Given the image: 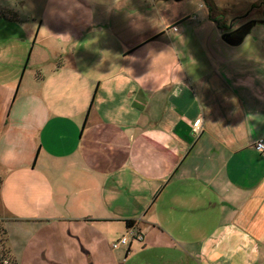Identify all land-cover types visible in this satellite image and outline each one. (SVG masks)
I'll list each match as a JSON object with an SVG mask.
<instances>
[{
  "label": "crops",
  "instance_id": "crops-1",
  "mask_svg": "<svg viewBox=\"0 0 264 264\" xmlns=\"http://www.w3.org/2000/svg\"><path fill=\"white\" fill-rule=\"evenodd\" d=\"M211 1L224 21L254 19L246 35L264 25V0ZM1 8L0 224L15 264H264V63L229 62L204 0ZM129 221L143 242L112 249Z\"/></svg>",
  "mask_w": 264,
  "mask_h": 264
},
{
  "label": "rangeland",
  "instance_id": "rangeland-1",
  "mask_svg": "<svg viewBox=\"0 0 264 264\" xmlns=\"http://www.w3.org/2000/svg\"><path fill=\"white\" fill-rule=\"evenodd\" d=\"M218 2H233V7L236 9L234 12L238 11L237 7L244 5V3H234L236 2H244L247 0H217ZM7 7L9 9V0H0V9L1 7ZM3 10V9H2ZM4 14L5 18L9 20V11H0V16ZM230 18H232L231 13ZM2 16V17H4ZM239 16H242L239 14ZM245 16V14L243 15ZM246 18L242 19H227L224 22L226 25L232 24L236 26L240 24L242 21H245ZM6 22V21H5ZM9 21H7L4 25L0 26V31L7 29L9 30ZM252 32L246 35V38L238 45L231 46L226 43V47L228 49V53L226 54V58H229V62L231 63H264V25H257L254 27ZM8 33V32H5ZM3 39L9 40V35L3 36ZM224 42L223 39H221ZM9 42V41H8ZM225 43V42H224ZM3 261H2V260ZM12 262L11 257L9 256V250L6 243L5 234L2 230V225L0 224V264H10Z\"/></svg>",
  "mask_w": 264,
  "mask_h": 264
},
{
  "label": "built area",
  "instance_id": "built-area-1",
  "mask_svg": "<svg viewBox=\"0 0 264 264\" xmlns=\"http://www.w3.org/2000/svg\"><path fill=\"white\" fill-rule=\"evenodd\" d=\"M173 30L175 31L176 28L173 27ZM201 120L197 119L193 123V129L195 133H199V127H200ZM255 150L264 157V139H259L255 145ZM144 239L143 234L139 230H133L132 227H128L127 232L124 236H122L120 239H118L116 242H114L111 247L112 249H118L120 247H127L131 244L132 241H136L139 243H142Z\"/></svg>",
  "mask_w": 264,
  "mask_h": 264
},
{
  "label": "trees",
  "instance_id": "trees-1",
  "mask_svg": "<svg viewBox=\"0 0 264 264\" xmlns=\"http://www.w3.org/2000/svg\"><path fill=\"white\" fill-rule=\"evenodd\" d=\"M205 6L209 12V18L215 23V25L217 26V28L219 30H221L224 34V32H226L228 30V27L225 25H222V21H223V12L218 9L217 7H215L212 3L211 0H204ZM2 16H4V14L2 13ZM5 17V16H4ZM243 38V35L237 37V38H233L232 36L228 38L229 41L231 42H241ZM133 222L129 221L127 222V226L128 227H132ZM3 230V229H2ZM4 233V231H3ZM2 260V259H1ZM3 261V260H2ZM10 264H15V262L12 260V262H10Z\"/></svg>",
  "mask_w": 264,
  "mask_h": 264
},
{
  "label": "flooded vegetation",
  "instance_id": "flooded-vegetation-1",
  "mask_svg": "<svg viewBox=\"0 0 264 264\" xmlns=\"http://www.w3.org/2000/svg\"><path fill=\"white\" fill-rule=\"evenodd\" d=\"M253 24H255L254 19L247 17L246 20L242 21L240 24L236 26H229L228 30L225 33H229L230 37L232 36L233 38H237L241 35H243L244 38V36L246 35V33L249 32V29L253 26Z\"/></svg>",
  "mask_w": 264,
  "mask_h": 264
},
{
  "label": "water",
  "instance_id": "water-1",
  "mask_svg": "<svg viewBox=\"0 0 264 264\" xmlns=\"http://www.w3.org/2000/svg\"><path fill=\"white\" fill-rule=\"evenodd\" d=\"M174 1L179 2V1H182V0H174ZM229 37H230V34H229V33H224V34L221 36V39H223L224 42L227 43V44H229V45H237L238 43H240V42L236 43V42H231V41H229V40H228Z\"/></svg>",
  "mask_w": 264,
  "mask_h": 264
}]
</instances>
